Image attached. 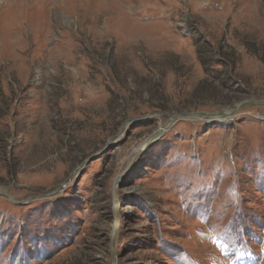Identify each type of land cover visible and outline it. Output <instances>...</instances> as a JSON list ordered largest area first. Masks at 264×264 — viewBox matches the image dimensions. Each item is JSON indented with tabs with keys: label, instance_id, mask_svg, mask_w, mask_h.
<instances>
[{
	"label": "rangeland",
	"instance_id": "rangeland-1",
	"mask_svg": "<svg viewBox=\"0 0 264 264\" xmlns=\"http://www.w3.org/2000/svg\"><path fill=\"white\" fill-rule=\"evenodd\" d=\"M263 100L264 0H0V264H264Z\"/></svg>",
	"mask_w": 264,
	"mask_h": 264
},
{
	"label": "water",
	"instance_id": "water-1",
	"mask_svg": "<svg viewBox=\"0 0 264 264\" xmlns=\"http://www.w3.org/2000/svg\"><path fill=\"white\" fill-rule=\"evenodd\" d=\"M253 103V102H256V101H243V102H240V103H238V104H236V105H234V106H231L230 108H225V109H222V110H220V111H218V112H216V113H204V112H201V114H204V115H206V116H208V115H211L210 117H223V116H227V115H229V116H231V115H234L235 114V112H236V110H238L240 107H242V106H244V105H246V104H250V103ZM257 103L258 104H263L264 105V100L263 101H257ZM256 103V104H257ZM231 110V112H226V111H228V110ZM191 115H197V114H194V113H189V114H185L184 116H180V117H185V116H191ZM173 118L175 117V116H172ZM162 134V131L161 130H159V133H158V137L160 136ZM158 137L156 138V139H153V137L147 142V144H145V147L148 145V144H150V143H153L155 140H157L158 139ZM65 184H66V182H63V183H61L54 191H52V192H50V193H47V194H43V195H37V196H34V197H36V198H47V197H50V196H53V195H55V194H57L58 193V191H60V189L62 188V187H64L65 186ZM4 195V194H3ZM6 196V195H5ZM7 198H9L8 196H6Z\"/></svg>",
	"mask_w": 264,
	"mask_h": 264
},
{
	"label": "bare ground",
	"instance_id": "bare-ground-1",
	"mask_svg": "<svg viewBox=\"0 0 264 264\" xmlns=\"http://www.w3.org/2000/svg\"><path fill=\"white\" fill-rule=\"evenodd\" d=\"M205 113H207V112H205ZM206 118H209L211 115H208V116H206V115H204ZM204 117V118H205ZM211 119H215V118H217V117H210ZM219 118V117H218ZM226 117H220L219 119H225Z\"/></svg>",
	"mask_w": 264,
	"mask_h": 264
}]
</instances>
